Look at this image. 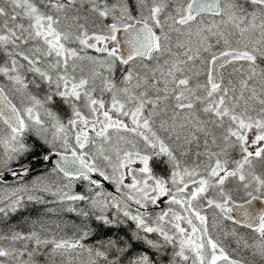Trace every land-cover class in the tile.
<instances>
[{
    "label": "snow or ice",
    "instance_id": "snow-or-ice-1",
    "mask_svg": "<svg viewBox=\"0 0 264 264\" xmlns=\"http://www.w3.org/2000/svg\"><path fill=\"white\" fill-rule=\"evenodd\" d=\"M0 264H264V0H0Z\"/></svg>",
    "mask_w": 264,
    "mask_h": 264
}]
</instances>
